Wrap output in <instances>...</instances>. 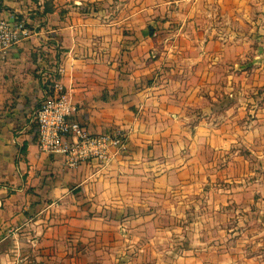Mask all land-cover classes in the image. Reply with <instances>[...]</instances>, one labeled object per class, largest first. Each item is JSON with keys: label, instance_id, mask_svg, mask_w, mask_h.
Returning <instances> with one entry per match:
<instances>
[{"label": "crops", "instance_id": "obj_1", "mask_svg": "<svg viewBox=\"0 0 264 264\" xmlns=\"http://www.w3.org/2000/svg\"><path fill=\"white\" fill-rule=\"evenodd\" d=\"M0 19L30 32L0 58V264L236 263L264 218V0H0ZM59 66L70 120L125 135L109 161L39 151Z\"/></svg>", "mask_w": 264, "mask_h": 264}, {"label": "built area", "instance_id": "obj_2", "mask_svg": "<svg viewBox=\"0 0 264 264\" xmlns=\"http://www.w3.org/2000/svg\"><path fill=\"white\" fill-rule=\"evenodd\" d=\"M29 37L30 32L23 21L10 23L0 19V58ZM62 73L63 69L59 66L43 78L47 97L35 115L39 151L62 155L63 167L67 170H75L91 160L109 161L116 153L126 149L125 135L121 131L90 134L84 126L71 121L75 110L60 82Z\"/></svg>", "mask_w": 264, "mask_h": 264}, {"label": "rangeland", "instance_id": "obj_3", "mask_svg": "<svg viewBox=\"0 0 264 264\" xmlns=\"http://www.w3.org/2000/svg\"><path fill=\"white\" fill-rule=\"evenodd\" d=\"M244 227V232L249 238V248L246 252L239 254L236 263L227 262V264H264V218L245 224Z\"/></svg>", "mask_w": 264, "mask_h": 264}]
</instances>
